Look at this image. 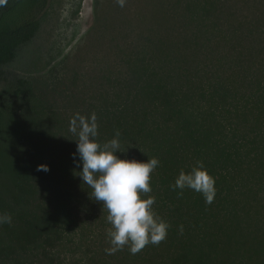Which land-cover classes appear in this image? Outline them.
<instances>
[{"label":"trees","instance_id":"1","mask_svg":"<svg viewBox=\"0 0 264 264\" xmlns=\"http://www.w3.org/2000/svg\"><path fill=\"white\" fill-rule=\"evenodd\" d=\"M185 1L183 45L223 79L208 65L207 73L189 71L128 55L95 88L79 89L85 82L72 76L47 92L9 70L35 37L47 0L0 6V214L12 216L0 224V264H264V5ZM93 112L100 143L120 131L121 159L160 161L151 195L170 227L159 246L105 252L107 212L78 176L69 131L77 113ZM198 160L215 178L210 205L171 187Z\"/></svg>","mask_w":264,"mask_h":264},{"label":"rangeland","instance_id":"2","mask_svg":"<svg viewBox=\"0 0 264 264\" xmlns=\"http://www.w3.org/2000/svg\"><path fill=\"white\" fill-rule=\"evenodd\" d=\"M240 1L251 5V0ZM185 2L126 0L120 7L116 0H47L35 37L9 70L36 80L33 88L47 92L62 84L65 88L72 76L85 82L79 89L95 88L100 74L128 55L166 66L178 63L189 71L206 72L205 65L215 69L183 45L188 35L181 11Z\"/></svg>","mask_w":264,"mask_h":264},{"label":"clouds","instance_id":"3","mask_svg":"<svg viewBox=\"0 0 264 264\" xmlns=\"http://www.w3.org/2000/svg\"><path fill=\"white\" fill-rule=\"evenodd\" d=\"M124 7L126 0H116ZM7 0H0V6ZM69 131L77 136V149L82 171L78 176L91 189L90 198L102 205L107 212L106 221L110 225L106 235L110 247L106 254L128 248L132 255L141 252L146 246H159L168 235L170 225L161 218L153 208L155 197L151 195V174L159 166L158 158L146 162L136 159H121L119 151L121 135L115 131V138L100 143L96 114L86 117L77 113L70 121ZM75 156V154H74ZM38 171H48L46 165L38 166ZM172 190L180 189L178 198L183 196L184 189L200 193L206 204H211L216 195L215 178L205 168L202 161H196L189 172L180 170L171 185ZM12 224L9 213L0 214V224ZM183 234V225L179 228Z\"/></svg>","mask_w":264,"mask_h":264}]
</instances>
